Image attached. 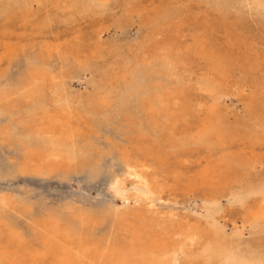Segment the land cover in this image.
Segmentation results:
<instances>
[{
  "label": "bare ground",
  "instance_id": "bare-ground-1",
  "mask_svg": "<svg viewBox=\"0 0 264 264\" xmlns=\"http://www.w3.org/2000/svg\"><path fill=\"white\" fill-rule=\"evenodd\" d=\"M43 2L51 4V0H0V39L16 21L29 37L47 41L56 24L93 19L115 8L128 17L136 0H57L53 13L42 11L41 6L32 9L34 3ZM155 8L147 19L153 34L163 26L175 30L192 16L202 18L209 29H214L210 18L214 19L224 41L216 48L208 35L193 36L192 47H184L173 33L162 42H140L119 64L114 61L119 57L117 46L105 56L98 42L83 47L77 35L74 42L61 43L55 33L54 41L43 45L45 54L29 61L25 84L11 91L0 88V114L12 113L17 104L29 113V124L21 123L22 130L1 129L0 137L22 148L18 174L48 176L84 169L93 173L98 149L86 139L84 130L97 119L109 121L114 114L111 120L119 118L123 123L121 135L128 144L109 150L123 165L121 176L111 178L109 190L118 196L130 180L136 184L134 198L140 203H152L150 197L162 190L159 183L180 187L187 194L199 190L204 193L205 217L194 222L186 218L184 223L175 215L176 219L166 221L143 207L113 208L110 215L115 217L122 243L110 240L104 248L79 246L82 238L76 230L53 221L43 228L46 252L40 253L14 241L11 217L0 197V224L6 227L0 229V264H44L43 259L50 264H71L75 259L79 264H264V0H166ZM52 55L58 56L61 65L56 73L48 64ZM106 57L111 61L103 70L97 60ZM191 57L199 61L192 66L204 71L196 87L213 99L202 113L199 109L192 114L186 106V92L191 88L183 85ZM76 70L93 76L85 96L77 97L65 86ZM234 86L240 90L248 86L250 93L245 118L234 117L231 122L218 97ZM192 152L197 153L195 161L187 165L185 157ZM222 198L242 210V220L254 234L252 240H246L241 230L226 233L220 223L225 210Z\"/></svg>",
  "mask_w": 264,
  "mask_h": 264
},
{
  "label": "rangeland",
  "instance_id": "rangeland-1",
  "mask_svg": "<svg viewBox=\"0 0 264 264\" xmlns=\"http://www.w3.org/2000/svg\"><path fill=\"white\" fill-rule=\"evenodd\" d=\"M178 1L179 0H175V2ZM164 2H166V0H136V3L133 4L130 16L125 18H123V16L127 13H124L121 9L115 8L110 13L104 16H97L93 19L72 24H56L51 30L52 33L47 37L50 40L48 39L47 41H45L44 38L37 37L33 39L29 37V32L23 29L24 27L22 25L16 21L12 22L9 24L10 33L8 32V35L5 34L6 37L4 39H0V88L11 91L18 88L19 85L23 86L25 84L24 78L27 74L29 61L31 62L38 58L39 55L45 54L43 45L45 42L54 41L53 37L55 33L61 37V43L64 40L74 42V37L77 35L81 36L80 43L83 47H87L92 42H98L104 49L105 56L109 48L117 46L119 48V57L115 56L114 58H116V60L114 61L119 62V64L120 62L124 63L122 59L125 60V57L127 58L131 55L129 49L132 50L138 46L140 42L147 40L162 42L172 36L173 33L178 34L179 42H181V45L184 47L188 44L192 47L191 42L193 36L200 37L208 35V38L215 41H213V44L216 45H214L216 48L224 41L222 38V29L217 28L219 24H215L213 21L214 19L210 18V25L213 26L214 29H209L202 24V18L194 19L192 16L184 23L178 24L175 30L163 26L160 28L158 34H153L150 30V25L147 23V19L149 16L153 15V11L156 9L155 6ZM56 3L57 0H51V4H46V2L41 3V5L34 3L32 9L35 11L38 6H41L42 11L47 9L52 10L51 13H53L52 6L56 5ZM188 6H191V4H188ZM195 10L196 7H194L193 11ZM55 23L57 22L55 21ZM57 44L58 43L54 42L55 46ZM109 61H111V59L106 57L97 60V63L100 65L101 69L103 68L104 70L108 68ZM102 62L104 64H101ZM196 62L199 61L194 60L193 57L190 58V67L188 69V76L190 79L186 77L184 81V83H186L183 85L184 88L185 86L188 89L191 88L186 92L188 97L186 106L192 114L198 112L199 109L202 110L200 111L201 113L204 112L206 105H210V101L213 100L212 96H208L204 92H199L196 87L199 75L204 72L201 66H192V64H196ZM48 64H50L51 69L55 73L61 67L57 55L50 56ZM103 70L101 71L103 72ZM72 75L73 78H67L65 86L67 85L69 90L77 97L82 95L85 96L91 89L89 83L92 81V74L88 71L76 70ZM247 88L249 87L247 86L243 88L244 90H240L238 87L234 86L231 87L232 90H222L220 92L221 94H219V106L228 114L225 113L231 122L235 121L234 119L236 118L243 119L245 118L244 116H246V106H248L247 99L250 93V88L248 90ZM231 92L233 93L231 94ZM227 94H231V96H227ZM243 97L247 98L245 99ZM245 104L246 106L244 107ZM22 105L20 106L17 104L13 108L12 113L0 114V130L5 128H12L10 129L12 131L16 129L22 130L23 125L21 123L29 124V118L27 117L29 114L27 113L28 108H23ZM197 105L203 108H198ZM110 118H115V115L112 114ZM111 119H109V121L97 119L88 130L83 128L85 129L84 131H86V139L89 143L94 148L101 151L100 154H98V150L95 151L98 161L96 166L97 169L93 173L89 172L88 169H84L67 174L57 171L48 176L18 174L17 166L22 161V148L14 144L12 140L3 141L4 139L0 137V197L4 198L2 204L7 205L6 211L11 217L9 222L11 221L13 226L11 233L13 234L14 241L17 244L20 243L21 248L36 250L40 253L46 252L45 247L42 246V238L44 237H42L44 234L43 228L46 229L48 227L47 225L53 221H57L62 227H67L69 225V227L76 230L82 238L79 246L87 244V247L94 245L104 248L108 245L110 240L116 245L122 243L120 238L121 233L118 231L115 217L110 215V210L113 208L124 210L126 208L136 209L143 207L145 209L147 208L149 212L152 213L156 211L153 215H158L157 217L164 218L166 221L176 219L177 217L176 220H181L184 223L187 219H190V221L187 220L188 222H194L196 219L200 221L205 217L207 207L203 197L204 193L199 190L187 194L186 191L180 187H177L178 189L174 187L173 189L172 185L169 187L170 184H167L169 186H163L159 183L162 190L150 197L152 203L145 201L140 203L138 199L134 198L138 189L136 188V184H133L130 180L125 182L123 189L120 191L121 194L118 196L114 194L112 190H109L111 178L114 175L121 176L123 171V165L120 160H118L116 153L109 150L115 145L120 146V144H128L127 140L121 135L123 123L119 118L115 119V121ZM111 142L113 145H111ZM117 142L118 144H116ZM196 154V152H192L189 157H185L187 165H193L192 162L195 161ZM130 158L134 159V154L130 153ZM160 180L159 178L157 179L158 182H160ZM198 191L200 192L199 194ZM170 193L173 194L171 195ZM154 197H158L157 201ZM160 199L162 201H160ZM220 204L222 208L225 209L223 212L224 219L220 220V223L224 225L226 233L232 234L235 230H241L246 240H252L254 234L250 226L242 220V210L239 209L238 206L230 205L226 198H222ZM83 210L86 211L84 213L87 214H84L82 212ZM169 214L171 218H169ZM93 215L96 217L94 218ZM81 216H83L84 219ZM182 217L185 218V220ZM0 229L6 230V227L0 224ZM43 262L44 264H50L48 261H44V259ZM74 263L79 264V261L77 263L76 259L72 260L71 264Z\"/></svg>",
  "mask_w": 264,
  "mask_h": 264
}]
</instances>
